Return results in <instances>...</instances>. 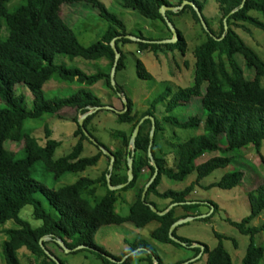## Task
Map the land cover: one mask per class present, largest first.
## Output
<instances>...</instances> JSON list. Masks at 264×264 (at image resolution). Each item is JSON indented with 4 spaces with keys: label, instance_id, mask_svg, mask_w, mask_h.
<instances>
[{
    "label": "trees",
    "instance_id": "1",
    "mask_svg": "<svg viewBox=\"0 0 264 264\" xmlns=\"http://www.w3.org/2000/svg\"><path fill=\"white\" fill-rule=\"evenodd\" d=\"M12 1L0 0V232L3 231L6 236L1 242L4 263L21 264L20 250L25 248L30 252L31 264H59L44 251L40 243L42 237H50V240H43V246L61 264L68 263L48 246L51 242L67 254L68 252L56 242L58 238L71 249V253L89 251L105 264H130L131 258L141 253L146 254L144 259L149 264H155V260L158 264H165L154 245L145 238L137 237L129 241V248L121 255H115L96 243L95 233L102 225L132 222L137 227H144L156 221L157 226L151 232L154 240L183 246L169 237V229L180 218L200 214L196 209L201 202H189L192 200L189 194L195 184L216 169L231 165L235 149L251 145L246 152L253 147L260 151L264 142V84L261 82L264 77V58L243 40L238 29L246 33L251 31L253 26L264 31V21L260 18V15L264 17V0H216L221 14L219 31H216L206 18L203 0L188 1L199 8L208 29H205L197 10L191 4H185L176 10L167 9L165 16L161 13L163 5L180 6L184 0H178L176 3L171 0H120L123 7L132 9L148 19H158L167 27L169 25L166 18L172 22V14L182 13L189 8L192 11V18L199 24L201 32H198V36L203 37V41L194 49L195 66L191 85L175 88L167 84L141 112L134 111L133 100L126 94L127 103L124 104L123 112L109 108L117 115V122L127 123L125 128L112 132V137L119 140V145L114 149L108 148L97 139L91 127L92 120L110 104L105 103L87 87L103 81L115 94L124 92L116 76L126 66L123 46L129 42H135L139 51L148 50L151 53L149 55L163 65H169L167 71L173 76L171 59L177 65L179 61H176L172 54L178 50L185 56L188 50L183 29L176 27L172 22L177 32V41L157 42L155 38L127 31L124 21L108 10L100 0H21L11 9L9 5ZM74 2L91 4L98 14L108 21L101 38L88 46L79 42L76 32L62 15V6ZM224 20L227 22V28ZM4 27L7 35L1 36ZM127 35L136 39L127 38ZM113 39L117 51L121 53L116 66L115 84L111 82V69L116 55L111 43ZM237 53L243 57L246 66L254 71L253 77L246 76L245 70L236 58ZM162 54L165 57L161 56ZM59 56L82 57L87 60L104 58L107 63L99 67L95 73H87L79 67L58 63L56 59ZM136 68L138 77L153 79L152 73L139 58L136 59ZM51 79L77 81L87 87H82L67 97H50L46 95L44 87ZM57 80L52 82H58ZM29 94L32 95L30 108L27 106ZM197 96L202 97L204 113L186 119H179L171 114L176 107ZM97 107L98 111L94 110ZM70 108L76 110L71 118L77 123L74 133L77 140L68 153L54 158L57 148L63 141L51 137L52 131L47 127L46 141L41 145L36 137L26 130L25 122L28 119L43 118L45 115H62L65 109ZM90 110H93V113L87 115L81 125L79 116ZM146 115L148 117L140 125L135 141L136 150L132 154L130 140L133 130ZM149 116L154 117V142L151 151L158 167V175L143 200L144 187L155 172V166L149 156L153 129V121ZM165 124L178 128H198L202 125L203 128L202 133L190 136L180 143L177 152L175 148L174 168L167 166L166 155L160 143ZM7 140L10 144L19 145L21 142L24 144L18 150H14L12 147H6ZM85 141L97 145V152L82 155ZM102 148L108 149L115 156L111 170L109 168L111 157ZM20 152L23 156L17 158ZM213 152L218 154L196 163L203 154ZM102 156H106L109 162L99 177L84 175L72 183L55 188L47 186L33 175L35 165L40 161L44 162L47 171L53 172L57 178L94 167ZM129 157H133V179L120 188L110 189L108 174L111 176L112 185L128 181ZM193 171L197 172V178L185 188L181 190L168 188L164 191L158 189L164 176L182 181ZM244 175V170L234 168L225 172L210 187L231 189L243 181ZM99 184L106 188V192L97 199L95 194ZM132 188L135 192L129 213L121 215L116 211L119 197ZM36 193L47 199L56 210L57 216L44 208ZM247 193L250 212L239 221L231 219L229 222L240 232L250 235L243 264H261L264 247L255 243V235L259 232L264 233V222L260 225H250V222L264 212V177ZM151 195L163 200L168 199L169 202L160 207ZM91 197L94 198V202ZM172 203L175 205L162 215L151 208V205H154L159 211H164ZM210 203L216 210L215 202ZM27 205H32V217L39 221L38 225L34 226L30 220L21 216L22 209ZM182 211L187 213L178 214ZM9 220H12L14 225L3 229L2 226ZM177 228L174 235L187 243L184 246L192 248L193 241L177 235ZM216 235L219 238L218 244L212 249L205 245L200 258L206 256V264H233L230 253L224 247L223 235L220 233ZM233 242L234 245H238L236 239ZM80 245L84 247L72 250ZM192 249L193 257H197L201 252L198 246Z\"/></svg>",
    "mask_w": 264,
    "mask_h": 264
},
{
    "label": "rangeland",
    "instance_id": "2",
    "mask_svg": "<svg viewBox=\"0 0 264 264\" xmlns=\"http://www.w3.org/2000/svg\"><path fill=\"white\" fill-rule=\"evenodd\" d=\"M100 1L108 8V10L115 13L124 21L127 31L129 32L155 38L157 39V42L159 40L164 42V40H170L174 37L171 28L169 26L168 28L162 21L158 19H148L132 9L123 7L120 0ZM171 1L176 3L178 0ZM203 1L205 2L203 11L206 18H208L211 26L216 31H219L221 14L218 11L216 0ZM20 2L21 0H13L9 7L13 9ZM191 12L192 11L187 8L182 13L171 15L172 22L176 27L183 29L188 42V50L185 56H182L178 50L174 51L172 54V57H174L176 61H179V65H177V63L171 59L173 76L169 75L167 71L169 70V65H163L158 62L153 56L149 55L151 53L148 50L139 51L135 42H129L123 46V51L126 55V66L124 69L120 70L116 76L117 82L122 85L124 90L123 93H119L120 95L115 94L111 88L108 87L107 83L103 81H99L94 85L87 87L85 84H81L77 81L65 82L57 79H51V82L49 81L48 85H45L44 89L46 95L50 97H67L78 89L87 87L91 88V90L101 97L105 103H109L117 110H122L124 108L126 94L133 100L134 111L138 110L137 112H141L150 105L151 100L158 95L167 84H171L175 88L191 85L193 83L192 75L195 66L194 49L203 41V37L198 36V32H201L199 24L192 18ZM62 15L76 32L79 42L86 46L99 40L108 26V21L101 17L91 4L87 3L74 2L64 4L62 6ZM260 18L264 21V17L260 15ZM238 31L243 40L253 47L262 58H264V31L253 26L251 31H247L246 33L240 29H238ZM6 35L7 30L4 27L1 36ZM129 36L131 35H127V38H130ZM131 39L135 40V37H131ZM161 56L165 57L164 54ZM137 58L143 61L147 70L152 73L153 79L147 80L137 76ZM236 58L245 70L246 76L253 77L254 71L246 66L243 57L237 53ZM56 61L71 67H79L87 73H95L98 71L99 67L107 63L104 58L100 60H87L82 57L68 58L63 56L57 57ZM168 77L171 79H168ZM52 80H57L58 82H52ZM261 82L264 84V77H262ZM31 97L32 95L29 94L27 99V106L29 108L32 107ZM75 112L76 110L74 108H70L65 109L62 115H45L40 119H28L25 122V127L27 131H30L31 134L36 137L38 143L41 145L46 141V128H50L52 131L51 137L63 141L54 155V158H58L61 155L68 153L72 148L71 146L77 140V137L74 134L77 129V123L71 118ZM204 112L205 109L202 106V97L197 96L186 104L176 107L171 114L179 119H186L189 116L202 114ZM80 118H82V116H79V119ZM116 119L117 115L109 108H106L100 111L91 122L94 135L110 149H114L119 145V140L112 137V132H114L115 129L125 128L127 126V123H119ZM202 130V125L198 128H178L172 127L170 124L165 126L164 135L162 139L160 138V143L165 152L167 159L166 164L168 167H175L176 152L178 151L180 143L187 140L190 136L202 133ZM23 144L24 142H21L19 145L10 144L9 140L5 142L6 147H12L14 150H18ZM250 147L252 146L249 145L241 149H235L233 151L234 161L231 165L216 169L210 175L200 179L195 184L194 189L189 194V198L192 199L189 202H201L196 209V211L200 213V218L190 220L187 223L179 225L177 228V235L192 240V244L201 243L207 245L210 249L214 248L219 242L216 233L222 234L224 247L230 253L233 264H243V258L250 242V235L240 232L237 227L229 222V220L233 219L239 221L250 212V202L247 192L258 185L264 177V142L262 143L260 151L253 147L246 152V149ZM97 149V145L85 141V149L82 155L94 154L97 152ZM217 154V152L205 153L196 160V163L203 162L210 156ZM22 156V152L17 154V158ZM108 162L109 159L106 156H102L99 163L94 167L87 168L82 172L68 173L56 178L53 172L47 171L44 162L40 161L35 165L33 175L36 179L42 180L47 186L57 188L72 183L84 175L99 177L106 166H108ZM234 168H240L245 171L243 181L240 184L231 189H223L217 186L210 187V185L213 182L218 181L225 172L231 171ZM196 178V171L190 173L182 181L173 180L164 176L158 189L160 191H164L168 188L181 190L194 182ZM101 184L98 185L95 194V198L97 199L102 197L106 192V188ZM134 192L135 189L132 188L120 195L116 205V211L121 215H127L129 213L130 203L134 198ZM36 197L41 200L44 208L48 212L57 216L56 210L51 207L42 194L36 193ZM151 198L157 202L160 207H164L169 202L168 199L163 200L155 195H151ZM91 200L94 202L93 197H91ZM210 201L215 202L217 205L216 210H214ZM21 212V216L30 220L34 226L39 224V221L32 217V205L25 206ZM186 213L187 211H182L178 214L182 215ZM263 222L264 212L253 219L250 222V225H260ZM13 225L14 222L9 220L2 227L4 229ZM156 226V221L150 222L144 227H137L132 222L102 225L95 233L94 238L96 243L104 246L113 254L121 255L129 248V241H133L137 237H142L154 245V248L162 257L165 264H174L187 258H190L187 260L189 261V264H206V256L201 258L198 257L193 260L196 256L193 257L194 250L192 249V246V248H188L184 245L179 246L172 242L162 243L154 240L151 237V232ZM5 237L4 232L1 231L0 264H5L1 247V242ZM234 239L237 240V246L234 245ZM255 243L264 247L263 232H259L255 235ZM48 246H50L49 248L59 257L63 258L68 264H105L89 251H81L77 253L68 252L67 254H64L53 243L49 242ZM29 255L30 252L25 248L20 250L21 264L32 263ZM145 255L146 254L141 253L139 256L132 257L130 264H149V262L144 259ZM125 257H127V255L124 256V258ZM261 264H264V258L261 261Z\"/></svg>",
    "mask_w": 264,
    "mask_h": 264
},
{
    "label": "water",
    "instance_id": "3",
    "mask_svg": "<svg viewBox=\"0 0 264 264\" xmlns=\"http://www.w3.org/2000/svg\"><path fill=\"white\" fill-rule=\"evenodd\" d=\"M185 4H191L192 6H194V8L197 10V13H198V15H199V17H200V19H201V22H202V24L204 25L205 29H208V25L206 24V22H205V20H204V18H203V16H202L201 11H200L199 8H198L193 2H191V1L184 0V1L182 2V5H180V6H168V5H163V6L161 7L160 11H161V13L165 16V11H166L167 9H169V10H170V9H171V10H176L177 8H182ZM166 20H167V22H168L169 27H170L171 30H172V33H173L174 37H173L172 39H170V40H164V42H175V41L178 39L176 29H175V27H174V25L172 24L171 21H169L167 18H166ZM224 24H225V28H227V22H226V20H224ZM129 37L131 38V37H134V36H129ZM135 39H136V37H135ZM111 43H112V47L114 48V50H115V52H116L114 65H113V68L111 69V82H112V84H115V72H116V66H117V63H118L119 58H120V56H121V53H120L119 51H117V49H116L115 39H113ZM126 103H127V100H125V104H126ZM105 108L114 109L115 107L105 106ZM97 109H99V107L95 108L94 110H97ZM114 110H115V111H118V112H123L122 110H117V109H114ZM91 113H93V110H90V111H88L87 113H85L84 115H82V118L79 119V123H80L81 125H83V121H84L85 117H86L87 115L91 114ZM146 117H148V115H146V116H144L143 118H141V120L138 122V124L135 126V128H134V130H133V133H132V136H131V140H130V148H131V150H132V154H133V153L135 152V150H136V148H135V141H136V137H137V135H138V133H139L140 125H141V123L144 121V119H145ZM149 117H150V116H149ZM150 118H151L152 121H153V129H152V132H151V141H150V146H149V156L151 157V163L155 166V172H154L153 176L150 178V180L148 181V183H147V184L145 185V187H144V190H143V193H142V199H143V200H144L145 197H146V193H147L148 188L150 187V185L152 184V182L155 180V178H156L157 175H158V167H157V165H156L155 159H154V157H153V155H152V151H151V148H152V145H153V142H154V127H155V124H154V117H150ZM84 131H85V133L89 136V133L86 131V129H84ZM102 149H103V151H104L106 154H108V155L111 157V161H110V164H109V168H110V170H111L112 167H113V163H114V161H115V156H114L113 153H111L108 149H105V148H102ZM132 161H133V157H129V158H128V166H129V169H128V181H127L126 183L119 184V185H112L111 182H110V180H111V179H110L111 176H110V174L107 175L108 186H109L110 189L114 190V189L120 188V187L126 185L128 182H130V181L133 179ZM173 205H175V203H172V204H171L166 210H164V211H159L154 205H151V208H152L155 212H157L158 214L162 215V214L166 213V212H167V211H168ZM195 218H200V216H199V215H196V216L189 215V216H187V217L180 218V219L176 220V221L170 226V229H169V237H170L172 240H174V241H176V242H178V243H180V244H182V245H187L186 242H184L183 240H181L180 238H178L177 236L174 235V231H175V229H176L179 225L184 224V223H187V222H189L190 220H193V219H195ZM49 238H50V237H42L41 240H40V243H41V245H42L44 251H45L50 257H52L54 260H56L59 264H61V263L58 261V259H57V258H56L51 252H49V250H47V249L43 246V240H46V239H49ZM56 240H57V242H58L63 248H65L66 252L71 251V249L67 248L66 245L62 242L61 238H58V239H56ZM191 246H192V247L198 246V247H200V249H201L200 254H199L197 257L193 258V260H194V259H196V258H198V257L201 256V254H202V252H203V250H204V248H205V245H203V244H201V243H196V244H191ZM83 247H84V245H80V246L75 247V248L72 249V250L80 249V248H83ZM112 260H113V259H112ZM188 263H189V261H185V262H183V263H181V264H188ZM155 264H158L157 260H155Z\"/></svg>",
    "mask_w": 264,
    "mask_h": 264
},
{
    "label": "bare ground",
    "instance_id": "4",
    "mask_svg": "<svg viewBox=\"0 0 264 264\" xmlns=\"http://www.w3.org/2000/svg\"><path fill=\"white\" fill-rule=\"evenodd\" d=\"M116 81V80H115ZM98 111V110H97ZM153 155V154H152ZM65 249V248H64ZM68 252H70V251H68Z\"/></svg>",
    "mask_w": 264,
    "mask_h": 264
},
{
    "label": "flooded vegetation",
    "instance_id": "5",
    "mask_svg": "<svg viewBox=\"0 0 264 264\" xmlns=\"http://www.w3.org/2000/svg\"><path fill=\"white\" fill-rule=\"evenodd\" d=\"M110 107H113V106H110Z\"/></svg>",
    "mask_w": 264,
    "mask_h": 264
},
{
    "label": "clouds",
    "instance_id": "6",
    "mask_svg": "<svg viewBox=\"0 0 264 264\" xmlns=\"http://www.w3.org/2000/svg\"><path fill=\"white\" fill-rule=\"evenodd\" d=\"M182 5V4H181ZM47 240V239H46Z\"/></svg>",
    "mask_w": 264,
    "mask_h": 264
}]
</instances>
